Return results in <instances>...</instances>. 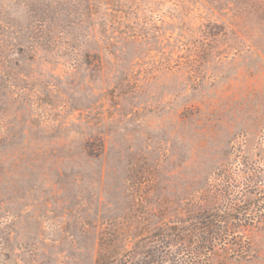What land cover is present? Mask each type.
I'll return each instance as SVG.
<instances>
[{
  "label": "rangeland",
  "instance_id": "rangeland-1",
  "mask_svg": "<svg viewBox=\"0 0 264 264\" xmlns=\"http://www.w3.org/2000/svg\"><path fill=\"white\" fill-rule=\"evenodd\" d=\"M200 207L234 241L159 264H264V0H0V264H141Z\"/></svg>",
  "mask_w": 264,
  "mask_h": 264
},
{
  "label": "trees",
  "instance_id": "trees-1",
  "mask_svg": "<svg viewBox=\"0 0 264 264\" xmlns=\"http://www.w3.org/2000/svg\"><path fill=\"white\" fill-rule=\"evenodd\" d=\"M200 208L201 210H195L194 212L185 210L182 215H179L175 224L173 223L172 225H168L165 230L162 229L163 232L161 234L165 233L166 235L170 236L177 234L180 235L181 238L165 240L167 246L153 249V251L147 253V256L145 257L144 261L141 262V264H159L170 261L169 244L171 242H177L185 245L186 243L193 241L195 237L198 241V243H196V247L199 249L202 248L203 244H212L215 240V237H218V233H223L225 236H230L232 240L235 239L232 232L234 229L239 227L238 224L241 221L235 222L230 220L233 219V217L228 214L218 217L214 215H208L209 213L206 211V209H203L202 207ZM202 214H207V216H203ZM242 223L245 224V218ZM237 239L238 238H236L235 242L232 243V246L237 245L239 248H242L243 242L241 238H239L240 240Z\"/></svg>",
  "mask_w": 264,
  "mask_h": 264
}]
</instances>
